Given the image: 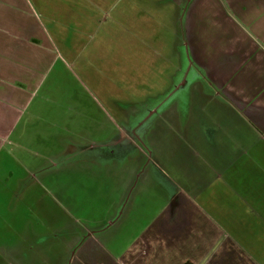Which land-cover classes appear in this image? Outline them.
I'll use <instances>...</instances> for the list:
<instances>
[{
	"label": "crops",
	"instance_id": "crops-1",
	"mask_svg": "<svg viewBox=\"0 0 264 264\" xmlns=\"http://www.w3.org/2000/svg\"><path fill=\"white\" fill-rule=\"evenodd\" d=\"M71 26L85 43L100 29L112 42L119 28L126 39L144 32L190 95L163 122L192 195L158 183L153 218L173 226L157 232L151 216L132 220L118 207L111 222L127 218L128 227L117 226L109 258L97 264H264V0H0V158L37 154L28 128L48 120L39 106L30 111ZM126 229L128 241L118 234Z\"/></svg>",
	"mask_w": 264,
	"mask_h": 264
},
{
	"label": "rangeland",
	"instance_id": "rangeland-1",
	"mask_svg": "<svg viewBox=\"0 0 264 264\" xmlns=\"http://www.w3.org/2000/svg\"><path fill=\"white\" fill-rule=\"evenodd\" d=\"M119 29L120 42L100 29L85 43L71 26L56 44L61 56L30 111L39 106L48 120L28 128L33 138L26 141L37 138V154L17 149L1 156L0 264H97L109 258L105 247L117 238V226L128 227L127 218L112 224L118 207L132 220V214L151 216L148 226L157 232L173 226L153 218L162 205L158 183L167 194L192 195L163 122L174 115L175 100L190 95L185 85L176 88L174 64L151 53L144 32L126 39ZM127 233L118 232L128 241Z\"/></svg>",
	"mask_w": 264,
	"mask_h": 264
}]
</instances>
